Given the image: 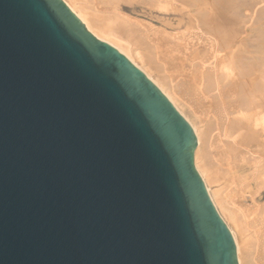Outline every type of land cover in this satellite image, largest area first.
Wrapping results in <instances>:
<instances>
[{
  "label": "water",
  "instance_id": "1",
  "mask_svg": "<svg viewBox=\"0 0 264 264\" xmlns=\"http://www.w3.org/2000/svg\"><path fill=\"white\" fill-rule=\"evenodd\" d=\"M197 146L64 0H0V264H239Z\"/></svg>",
  "mask_w": 264,
  "mask_h": 264
},
{
  "label": "bare ground",
  "instance_id": "2",
  "mask_svg": "<svg viewBox=\"0 0 264 264\" xmlns=\"http://www.w3.org/2000/svg\"><path fill=\"white\" fill-rule=\"evenodd\" d=\"M64 1L191 124L239 264H264V0Z\"/></svg>",
  "mask_w": 264,
  "mask_h": 264
},
{
  "label": "rangeland",
  "instance_id": "3",
  "mask_svg": "<svg viewBox=\"0 0 264 264\" xmlns=\"http://www.w3.org/2000/svg\"><path fill=\"white\" fill-rule=\"evenodd\" d=\"M128 9H129V7H127ZM126 8V11L128 12V13H130V14H132V15H134L133 13H132V10H128ZM261 8V7H260ZM259 8V9H260ZM138 9V11H139V13L141 14V11H142V7H140V8H137ZM158 12H160V11H158ZM162 14V13H161ZM161 14H159V15H161ZM135 17H139V19H141V20H145V21H147V22H151V20L150 19H148L147 17H144V16H136V15H134ZM165 16H168L167 14H165ZM170 17H173V16H170ZM156 25H158V24H156ZM159 26V25H158Z\"/></svg>",
  "mask_w": 264,
  "mask_h": 264
}]
</instances>
